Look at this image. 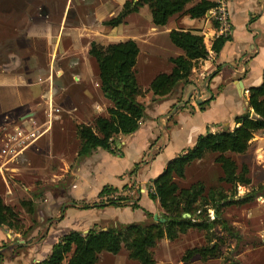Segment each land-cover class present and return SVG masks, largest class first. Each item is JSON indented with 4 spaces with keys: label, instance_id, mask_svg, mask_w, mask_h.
<instances>
[{
    "label": "rangeland",
    "instance_id": "374dc122",
    "mask_svg": "<svg viewBox=\"0 0 264 264\" xmlns=\"http://www.w3.org/2000/svg\"><path fill=\"white\" fill-rule=\"evenodd\" d=\"M126 1L132 0H0V198L19 214L25 227L24 234L0 229V264H34L41 260L44 250H37L36 255L30 252L31 245L58 224L57 218H66L67 210L84 205V201L76 198L85 196L90 200L95 193L90 190L93 186L82 185V189L74 190L78 185V169L84 163V159L77 155L81 148L77 127H94L98 116L107 117V109L111 107L100 88L97 63L89 55L91 45L109 46L136 41L140 48L137 79L144 93L141 103L147 109L160 103V100L149 98V83L160 74H169L172 69L170 58L182 52L165 33L168 29H180L182 16L173 19L169 28H158L157 31L149 8L144 7L130 15L123 25L117 28L106 26L119 15ZM258 3L242 0L237 20L239 31L244 32L242 27L246 18L258 10ZM18 77L23 81L20 87L4 85ZM199 89L205 92L203 85ZM96 104L102 109V114L94 108ZM52 107L60 113L55 112L52 116ZM174 110L171 108L167 115L172 116ZM155 116L156 122L165 124V129L169 127L167 119ZM52 118L56 125L53 134L45 136L26 151L34 140L32 135L44 132ZM158 136H162L159 129L153 132L151 127H144L136 139L129 140L124 159H117L116 164H106L105 168L95 167L94 172L98 174L96 182L103 178L111 185L120 186L121 180L116 175L128 173L138 163L149 140ZM263 140L264 134H259L247 154L229 155L239 168L248 166L252 180L250 187L237 189L236 199L256 193L251 203L224 209L225 219L239 234L240 240L218 228L215 234L222 242L219 257L207 262L196 258L191 263L264 264ZM99 153L107 155L102 150ZM146 158L144 160H149L148 156ZM215 160V155H207L204 160L194 163L184 179H177L178 185L189 188L202 182L208 189L221 188L231 196V187L219 183L222 170ZM24 202L30 203V207L22 206ZM143 204L147 206L146 198ZM70 212L67 220L70 226L76 221L78 225L82 220L91 228L99 227L101 220L111 219L97 216V213L83 217L80 211L76 215L73 213L76 210ZM209 214L214 221L215 212L210 211ZM126 216L124 221L136 223L140 222L142 213H132L130 219ZM219 240L214 243L220 244ZM165 244L153 249L156 262L166 261L168 257L180 262L188 251L209 246L206 234L197 230H191L171 242V256L165 253ZM120 261L122 264H138L129 258L125 249L121 252ZM106 262V257L101 259L102 264Z\"/></svg>",
    "mask_w": 264,
    "mask_h": 264
},
{
    "label": "trees",
    "instance_id": "16d2710c",
    "mask_svg": "<svg viewBox=\"0 0 264 264\" xmlns=\"http://www.w3.org/2000/svg\"><path fill=\"white\" fill-rule=\"evenodd\" d=\"M148 7L152 22L156 28L167 27L170 20L178 15L189 16L193 20L204 19L218 7L211 0H132L126 1L119 15L105 25L117 28L125 23L132 14ZM215 27H220L219 24ZM172 44L183 52L182 56L171 58L172 71L158 75L150 85V91L156 97L166 98L175 92L182 83H189L194 69L201 61L210 57L205 38L199 32L173 30L169 34ZM230 36H220L212 44L211 52L220 54ZM89 55L96 61L99 71L100 88L104 97L112 103L108 110V118L99 117L94 127L81 125L77 127V135L81 141L78 153L80 159L87 158L98 149L114 153L113 144L117 136H131L141 129L146 118L147 108L139 102L144 93L137 79L138 58L140 48L136 41L128 40L109 46L93 43ZM249 107L261 119H252L247 113L237 118L239 125L233 131H222L199 137L194 148L167 164L164 172L149 185V198L159 202L164 210L163 218L170 220L166 224L155 222L148 215V222L120 225L107 231L92 230L88 234L71 232L64 235L56 244L51 255L37 264H98L103 253L119 255L125 249L129 258L138 264H157L153 249L162 240L174 242L181 235L191 230L204 232L209 246L195 248L186 253L184 263H191L200 258L203 262L217 259L220 255L221 240L217 239L216 229L223 228L232 237L240 240L239 234L228 224L224 209L228 206H244L256 198V193H249L244 199H236L241 187H250L252 180L247 165L239 168L229 156H243L252 146L256 134L264 132V73L261 86L250 90ZM207 155H215V163L222 170L219 181L231 187V196L223 189H208L198 182L189 188H181L177 179H184L186 172L194 163L202 161ZM136 171L134 170L132 174ZM128 187H124L126 191ZM119 190L105 187L100 194L102 202L106 195L116 194ZM128 201L130 196L121 197L116 202ZM116 203L108 206H114ZM138 209L137 203H132ZM22 206L30 207V203ZM214 211L216 219L211 221L209 212ZM33 213V210H30ZM190 215V218L187 217ZM9 229L16 234H24V224L19 214L0 198V229ZM218 242L214 243L215 241Z\"/></svg>",
    "mask_w": 264,
    "mask_h": 264
},
{
    "label": "crops",
    "instance_id": "0c3cea01",
    "mask_svg": "<svg viewBox=\"0 0 264 264\" xmlns=\"http://www.w3.org/2000/svg\"><path fill=\"white\" fill-rule=\"evenodd\" d=\"M211 1L218 2V0ZM254 1L259 2V6L257 7L258 10L254 11L253 15L250 13L249 17L247 15L248 18H246V22L242 27L244 32H242V30L239 31L237 25L242 0L229 1L230 23L232 29L229 36L232 40L226 43L220 54H214L211 52L214 40L222 36L219 32L220 27H215L217 22L215 21L213 11L201 20H193L185 15H178L170 20L168 24L169 27L171 26L173 19L182 16L179 22L181 26L180 29H168L165 32L168 35L173 30H182L199 32L204 38L205 36H208L207 40L205 39V43L209 40V44L206 46L210 51V57L206 61H201L194 69L189 83H182L178 87V89L180 88L177 92L178 94L174 95V92L166 98L156 97L154 93L150 91V85L155 78L150 80L148 91L151 95L149 98L160 100V103L155 105V107L152 109H149L148 107V111L146 110L147 113L149 112L151 117L150 120L148 114H146V118L141 124V129L136 134L131 136L120 135L114 139V153L98 149L94 151L91 156L84 158L82 167L78 169V185H76L74 190L82 189V185H85L86 187L93 186L90 190L95 193L91 196L90 200L86 199L85 196H83V199L76 198L78 201L82 200L85 203H83L84 205L81 207L79 205L74 206L72 209L76 210V212L73 213L76 215V213H78L77 211H80L83 213V215H81L83 217L84 215H93L94 213H97V216L111 217V219L101 220L99 227L95 225L91 228V225H85V222H82V220L78 225L76 221L70 226L67 224V220L72 209L69 211L67 210L65 212L66 218L62 220L57 218L56 221L58 224L55 227L49 228L39 241L34 243V245H31L30 252H35L36 255L37 250H44L42 254L43 258L37 260L34 264L47 259L51 255L54 246L60 242L64 234L66 235L75 232L76 230V232L88 234L92 230L107 231L108 229L120 225L127 226L144 223L148 221L149 214L153 217L158 216L159 218H163L164 210L160 203L152 201L149 198V185L151 182L164 172L170 161L194 148L199 137L205 136L209 133L217 134L222 131H233L239 127L236 122L237 118H240L247 113L252 114L253 110L249 107V92L252 88L262 85L264 73V27L262 26L264 23V0ZM168 26L159 30L169 28ZM156 29L159 31L158 28ZM217 31L219 33H217ZM182 55L183 52H179L171 58H176ZM8 81L9 82L4 83V85L7 84L9 86L20 87L23 83L22 77L12 78ZM202 85L205 90L203 93L199 89ZM14 89L18 90L20 88ZM143 98L144 97L139 98L140 103ZM188 98L189 100L187 103L186 100ZM110 104L112 107V103ZM94 108L98 109L99 114H102L100 106L98 107L96 104ZM171 108H175L172 116L169 114L167 115ZM51 110L52 116L55 112L60 113V110H56L53 107ZM95 113L97 114V112ZM155 115L167 119V121H169V127H166L165 129V124L158 122V120L157 123L155 121ZM108 117L109 115L107 113V117L105 116L104 118ZM55 126L54 119L52 118L51 121L46 124L44 132H37V136L35 135L34 137L32 135V139L34 140L28 145L26 151H29V149L34 147L37 142L45 136L52 135ZM144 127H151L153 132L159 129L162 136H158L155 139L151 138L149 140V143L147 144L146 149L142 152L138 163H135L128 173L122 174L121 172L116 175V177L121 180L120 186L111 185L103 178L97 183L96 180L98 174L94 172L95 167L103 166L105 168L106 164H116L117 159H124L126 152L129 149V140L136 139ZM259 134H264V132L258 133L256 136ZM160 137H162L161 140ZM99 150L106 152L107 155L104 153L100 154ZM145 156H148L149 160H144L146 158ZM134 170L136 172L132 174ZM144 173L147 174L144 176ZM126 186L128 189L123 191V188ZM105 187H112L118 189L119 192L128 193L130 194V199L133 201H131V203L128 201L115 202L116 204L114 206H103L100 201V194ZM133 192L136 193L131 195ZM144 198L147 200V206L143 204ZM132 203H137L139 208L133 209L131 205ZM132 213H142L140 222L132 223L130 221H124L125 215H127V219H130ZM162 243H166V246L164 245V249L166 250L165 253L171 256L172 250L169 247L171 242L168 240H162L157 245L159 246ZM120 255L121 253L119 255L103 253L99 256L98 264H102L101 259L104 257L108 259V262L104 264H122L120 261ZM182 261L178 262L171 260V258L168 257V260L157 261L156 263L184 264ZM191 264L200 263L194 262Z\"/></svg>",
    "mask_w": 264,
    "mask_h": 264
},
{
    "label": "built area",
    "instance_id": "2783aa9c",
    "mask_svg": "<svg viewBox=\"0 0 264 264\" xmlns=\"http://www.w3.org/2000/svg\"><path fill=\"white\" fill-rule=\"evenodd\" d=\"M229 1L230 0H218V7L213 10L215 21L220 26V35L229 36L232 29L230 23V11H229ZM128 193L118 192L110 195H106L102 202L104 204L110 205L112 202H116L118 198L126 197Z\"/></svg>",
    "mask_w": 264,
    "mask_h": 264
},
{
    "label": "water",
    "instance_id": "95a60500",
    "mask_svg": "<svg viewBox=\"0 0 264 264\" xmlns=\"http://www.w3.org/2000/svg\"><path fill=\"white\" fill-rule=\"evenodd\" d=\"M252 119H261L259 115H257L254 111L252 112ZM188 218H190V215H187ZM155 222L166 224L170 222V220H167L165 218H159L158 216L154 217Z\"/></svg>",
    "mask_w": 264,
    "mask_h": 264
}]
</instances>
